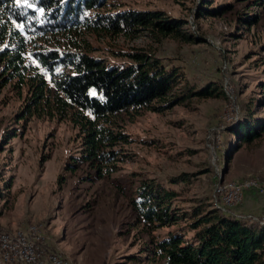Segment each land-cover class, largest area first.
I'll use <instances>...</instances> for the list:
<instances>
[{
  "label": "rangeland",
  "instance_id": "374dc122",
  "mask_svg": "<svg viewBox=\"0 0 264 264\" xmlns=\"http://www.w3.org/2000/svg\"><path fill=\"white\" fill-rule=\"evenodd\" d=\"M198 2L109 0L113 8L160 7L186 17L202 41L168 38L159 44L145 34L85 36L92 44V54L110 62L124 60L114 54L113 47L150 44L166 63L179 69L183 82L199 86L215 82L225 93L192 95L162 111L145 110L126 120L124 127L132 139L121 146L132 159L120 161L119 168L108 175L93 177L87 163L71 161L80 150V138L70 120L25 112L26 86L18 89L13 81L0 83L2 229L37 224L47 248L66 256L71 264H159L130 256L139 252L146 238L133 223L129 204L139 174L167 180L188 173L185 187L172 184L180 190L174 202L185 207L204 199L228 208L216 196L218 184L251 176L264 178V134L235 146L226 159L228 126L239 118L247 98L262 96L257 83L264 75V0H213L232 6L218 16L195 20ZM241 12H247L251 20L256 18L255 22L238 28ZM6 131L9 135L1 141ZM245 202L243 193L242 200L229 209L241 215L262 212Z\"/></svg>",
  "mask_w": 264,
  "mask_h": 264
},
{
  "label": "trees",
  "instance_id": "16d2710c",
  "mask_svg": "<svg viewBox=\"0 0 264 264\" xmlns=\"http://www.w3.org/2000/svg\"><path fill=\"white\" fill-rule=\"evenodd\" d=\"M231 6L199 0L195 20L218 16ZM237 18L238 28L256 20L247 12ZM98 33L145 34L159 44L168 38L204 40L186 17L160 7L113 8L109 0H0V83L26 86L25 112L70 120L80 138V150L71 161L87 163L96 178L132 159L121 146L132 139L126 120L145 110L162 111L192 95H225L215 82H183L179 69L150 44L113 47L115 55L123 56L121 62L98 57L85 37ZM257 84L262 96L247 98L239 118L227 128L228 151L264 134V75ZM7 135L9 131L3 132L1 141ZM139 175L129 204L133 223L146 238L131 257L159 264H264V224L204 199L187 207L175 203L180 190L172 184L185 187L186 172L167 180ZM42 246L48 249L46 238Z\"/></svg>",
  "mask_w": 264,
  "mask_h": 264
},
{
  "label": "built area",
  "instance_id": "2783aa9c",
  "mask_svg": "<svg viewBox=\"0 0 264 264\" xmlns=\"http://www.w3.org/2000/svg\"><path fill=\"white\" fill-rule=\"evenodd\" d=\"M246 189L256 190L264 199V178L251 176L229 180L218 184L215 193L224 204L230 207L242 200ZM215 206L226 209L225 206L218 203ZM236 215L264 224V209L260 213L244 215L236 213ZM43 242L45 243L44 234L35 223H28L26 226L17 227L14 230L0 227V264H71L66 256L52 249H44Z\"/></svg>",
  "mask_w": 264,
  "mask_h": 264
},
{
  "label": "crops",
  "instance_id": "0c3cea01",
  "mask_svg": "<svg viewBox=\"0 0 264 264\" xmlns=\"http://www.w3.org/2000/svg\"><path fill=\"white\" fill-rule=\"evenodd\" d=\"M244 198L246 199L245 204L250 207V209L258 208L259 210L264 209V199L260 193L254 189H246L244 191ZM252 207V208H251Z\"/></svg>",
  "mask_w": 264,
  "mask_h": 264
},
{
  "label": "snow or ice",
  "instance_id": "6c2138e0",
  "mask_svg": "<svg viewBox=\"0 0 264 264\" xmlns=\"http://www.w3.org/2000/svg\"><path fill=\"white\" fill-rule=\"evenodd\" d=\"M21 27H22V25H21Z\"/></svg>",
  "mask_w": 264,
  "mask_h": 264
}]
</instances>
